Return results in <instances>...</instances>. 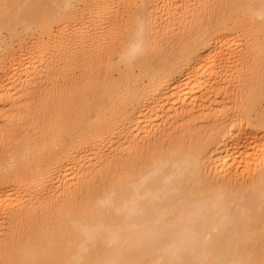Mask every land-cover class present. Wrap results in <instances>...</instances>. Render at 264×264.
I'll return each mask as SVG.
<instances>
[{
  "label": "bare ground",
  "instance_id": "bare-ground-1",
  "mask_svg": "<svg viewBox=\"0 0 264 264\" xmlns=\"http://www.w3.org/2000/svg\"><path fill=\"white\" fill-rule=\"evenodd\" d=\"M178 1L0 0V264H264V0Z\"/></svg>",
  "mask_w": 264,
  "mask_h": 264
},
{
  "label": "rangeland",
  "instance_id": "rangeland-1",
  "mask_svg": "<svg viewBox=\"0 0 264 264\" xmlns=\"http://www.w3.org/2000/svg\"><path fill=\"white\" fill-rule=\"evenodd\" d=\"M183 3L179 0L177 3H176V6L177 7H181V5H182ZM192 6H193V4H195V1H193L192 3ZM214 11V10H213ZM162 13V12H161ZM163 21L164 20H161L159 23V25H161L162 23H163ZM175 33H177L176 31L175 32H173V33H171L170 34V37L173 35V34H175ZM44 76L45 75H42V77L41 78H44ZM43 81V80H42ZM40 81V84H38L37 83V85H36V87L33 89V91H32V95L30 94L28 97L26 96V98L21 102L22 104H27V105H29V104H31V105H34L35 106V103H36V100L38 99V96H41L42 95V90H43V88H44V86H46L45 84H49L50 85V83H49V81L48 82H46V80L45 81ZM218 99H222V96H218ZM5 112L8 114V116H10V115H14V114H16L17 112L16 111H14L12 108H11V106L10 107H8V108H6L5 109ZM11 117V116H10ZM194 118V116L192 115V116H187L185 119H183L182 121H180L177 125H178V127L175 129V130H177L176 131V135H175V137H173L172 139H171V141H175V140H178V139H181V138H184V137H187L188 136V133H186L185 131L184 132H182V129H181V126H182V124L183 123H185L186 121H188V120H192ZM199 124H207L208 123V120H203L202 121V123H200V122H198ZM27 125H28V122L26 121V119H24V118H22L21 120H19V121H17L16 123H15V125L14 126H12L11 125V129H9L8 131H5L4 132V134L6 135V137L7 138H11V137H15L17 134H18V132L22 129V128H26L27 127ZM0 126H1V123H0ZM16 131H18V132H16ZM160 134V133H159ZM158 134V135H159ZM157 135V136H158ZM0 144H1V139H0ZM0 151H1V149H0ZM118 157L119 158H122L123 156H122V154L121 155H118ZM37 208V207H36ZM37 214H39V212H37Z\"/></svg>",
  "mask_w": 264,
  "mask_h": 264
}]
</instances>
